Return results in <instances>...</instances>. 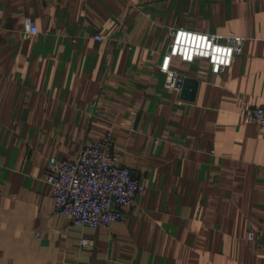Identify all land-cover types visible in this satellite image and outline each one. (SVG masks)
<instances>
[{
	"label": "crops",
	"instance_id": "crops-1",
	"mask_svg": "<svg viewBox=\"0 0 264 264\" xmlns=\"http://www.w3.org/2000/svg\"><path fill=\"white\" fill-rule=\"evenodd\" d=\"M175 29L246 42L218 76L175 59L169 89ZM251 107H264V0H0V264H264L249 240L264 235ZM108 135L146 193L122 223L81 228L55 212L49 160Z\"/></svg>",
	"mask_w": 264,
	"mask_h": 264
},
{
	"label": "built area",
	"instance_id": "built-area-1",
	"mask_svg": "<svg viewBox=\"0 0 264 264\" xmlns=\"http://www.w3.org/2000/svg\"><path fill=\"white\" fill-rule=\"evenodd\" d=\"M38 34L35 24L27 20L25 35ZM171 38L160 68L167 76L169 89L176 88L181 79L172 67L175 59L191 65L204 60L211 73L218 76L243 53L246 42L233 35L220 37L186 29H175ZM242 115L247 124H258L264 129V107L245 108ZM46 181L53 190L56 214L81 228L109 230L122 223L126 210L135 207L137 199L146 193V188L114 153L110 135L84 146L75 160L50 159ZM249 240L264 246L262 233L250 234ZM82 245L87 247L88 243L84 241Z\"/></svg>",
	"mask_w": 264,
	"mask_h": 264
},
{
	"label": "water",
	"instance_id": "water-1",
	"mask_svg": "<svg viewBox=\"0 0 264 264\" xmlns=\"http://www.w3.org/2000/svg\"><path fill=\"white\" fill-rule=\"evenodd\" d=\"M190 83H193V80H190V79L185 80V85H188ZM183 99H186V97H184Z\"/></svg>",
	"mask_w": 264,
	"mask_h": 264
},
{
	"label": "rangeland",
	"instance_id": "rangeland-1",
	"mask_svg": "<svg viewBox=\"0 0 264 264\" xmlns=\"http://www.w3.org/2000/svg\"><path fill=\"white\" fill-rule=\"evenodd\" d=\"M173 31H174V30L171 31V34H172ZM171 41H172V38H171Z\"/></svg>",
	"mask_w": 264,
	"mask_h": 264
}]
</instances>
